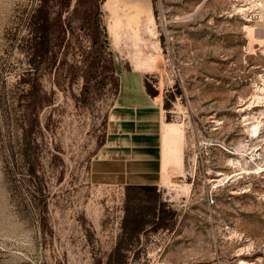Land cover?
Segmentation results:
<instances>
[{
	"label": "rangeland",
	"instance_id": "rangeland-1",
	"mask_svg": "<svg viewBox=\"0 0 264 264\" xmlns=\"http://www.w3.org/2000/svg\"><path fill=\"white\" fill-rule=\"evenodd\" d=\"M262 12L264 0H0V264H107L127 238L126 189L92 163L124 62L149 59L183 168L161 189L175 216L140 235L130 264H264ZM29 71L34 88L18 87ZM23 127L38 177L12 141Z\"/></svg>",
	"mask_w": 264,
	"mask_h": 264
},
{
	"label": "crops",
	"instance_id": "crops-1",
	"mask_svg": "<svg viewBox=\"0 0 264 264\" xmlns=\"http://www.w3.org/2000/svg\"><path fill=\"white\" fill-rule=\"evenodd\" d=\"M124 63L127 67L121 69L119 92L105 141L93 159L92 176L123 189L154 185L161 191L173 175H181L182 128L168 120L163 93L153 96L147 90V74L156 63L151 59L140 66Z\"/></svg>",
	"mask_w": 264,
	"mask_h": 264
},
{
	"label": "trees",
	"instance_id": "trees-1",
	"mask_svg": "<svg viewBox=\"0 0 264 264\" xmlns=\"http://www.w3.org/2000/svg\"><path fill=\"white\" fill-rule=\"evenodd\" d=\"M44 8L38 12V19L40 22L41 40L38 42L37 53L44 54L47 51V43L45 41V17ZM40 54V55H41ZM37 57V54H35ZM36 59V58H34ZM17 86L23 84L34 88L35 76L29 71V73L23 74L17 80ZM146 86L148 92L157 96L159 90L156 89L151 82L146 80ZM20 99V98H19ZM19 101H22L19 100ZM165 108L169 109L171 104L165 101ZM24 132L22 136L14 135V146H18L19 155L23 156L25 162H27L28 172L31 176L38 177L36 164L33 161L32 145L28 136V131L23 127ZM13 156H16V152H13ZM126 214L123 221L124 232L127 233V238L121 240L115 247L114 251L110 254L107 264H130L127 251L136 241H140V235L144 233L150 226L153 231L160 228L169 226V221L175 216V211L167 210V204L162 199V192L158 190L154 185H127L126 186ZM40 191H43L40 187Z\"/></svg>",
	"mask_w": 264,
	"mask_h": 264
},
{
	"label": "built area",
	"instance_id": "built-area-1",
	"mask_svg": "<svg viewBox=\"0 0 264 264\" xmlns=\"http://www.w3.org/2000/svg\"><path fill=\"white\" fill-rule=\"evenodd\" d=\"M254 16H255V17H258L259 15H256V14H255Z\"/></svg>",
	"mask_w": 264,
	"mask_h": 264
},
{
	"label": "bare ground",
	"instance_id": "bare-ground-1",
	"mask_svg": "<svg viewBox=\"0 0 264 264\" xmlns=\"http://www.w3.org/2000/svg\"><path fill=\"white\" fill-rule=\"evenodd\" d=\"M263 13V12H262ZM264 14V13H263ZM251 30V29H250ZM254 30V29H253ZM253 36V35H252Z\"/></svg>",
	"mask_w": 264,
	"mask_h": 264
}]
</instances>
